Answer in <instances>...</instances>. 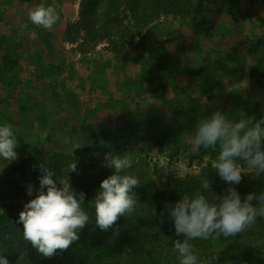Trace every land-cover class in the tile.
Listing matches in <instances>:
<instances>
[{
	"label": "rangeland",
	"instance_id": "obj_1",
	"mask_svg": "<svg viewBox=\"0 0 264 264\" xmlns=\"http://www.w3.org/2000/svg\"><path fill=\"white\" fill-rule=\"evenodd\" d=\"M12 1L7 6L20 12L21 28L36 31L32 58L45 87L37 92L14 89L15 101L25 100L27 92L38 106L27 107L29 112L10 105L0 114V123H10L18 136V159L39 155L48 160L59 154L67 161L66 169L77 163V172H67L65 180L77 193L89 196L84 207L91 222L85 228H97L94 210L89 209L97 195L92 182L113 174V169L102 166L109 151L134 153L128 170L140 182L134 192L141 205L150 209L155 204L156 216L165 202L174 205L184 194L200 191L209 172L217 194L230 186L241 196L264 189V174L262 178L244 174L239 185H229L212 166L219 149L201 148L197 153L192 146L198 120L216 110L237 121L244 115L257 120L264 116V0H181L169 14L143 28L140 36L124 25V40L106 38L97 45L96 37L68 28L79 21L83 0ZM38 4L55 6L60 14L52 29L28 23L29 12ZM103 24L119 28L115 21L99 18L95 30ZM71 37L74 43L68 42ZM9 167L10 162L0 160V177ZM39 187L38 181L35 188ZM34 196L18 190L0 201V211L8 205L13 210L11 222L22 230L16 221ZM163 219L169 220L166 214ZM19 250L24 258L25 247ZM44 258L62 263L59 251Z\"/></svg>",
	"mask_w": 264,
	"mask_h": 264
},
{
	"label": "clouds",
	"instance_id": "obj_2",
	"mask_svg": "<svg viewBox=\"0 0 264 264\" xmlns=\"http://www.w3.org/2000/svg\"><path fill=\"white\" fill-rule=\"evenodd\" d=\"M55 6L38 4L29 12V19L37 27L52 29L60 20ZM195 152L201 148L219 149L212 166L219 177L229 185H239L244 174L260 178L264 174V116L255 115L230 120L221 110L198 120L192 139ZM18 136L10 123H0V160L8 162L19 158ZM79 147V146H78ZM135 160L134 153H104L102 166L113 169L105 178L89 209L94 210L95 225L101 231L112 229L123 216L131 219L138 210L145 216H156V208L139 203L134 189L139 180L128 171ZM36 165L33 170H36ZM40 187L27 186V194L33 199L24 204L17 224L23 226V239L41 255L52 258L56 253L68 250L80 239L79 233L91 222L89 210L84 207L86 193H77L63 175L41 162L38 165ZM77 172V163L68 165L62 172ZM253 201H256L254 204ZM167 215L173 222L177 237L174 250L179 264H216L218 255L201 261L189 242L195 239H219L236 237L253 226L258 218H264V192H249L243 200L236 187H228L224 193L212 190L208 178L201 181V190L192 195L184 194L174 205L165 202L160 216ZM163 222V221H162ZM264 241H257L254 248L264 251ZM0 251V264L10 261ZM234 264V262H226Z\"/></svg>",
	"mask_w": 264,
	"mask_h": 264
},
{
	"label": "trees",
	"instance_id": "obj_3",
	"mask_svg": "<svg viewBox=\"0 0 264 264\" xmlns=\"http://www.w3.org/2000/svg\"><path fill=\"white\" fill-rule=\"evenodd\" d=\"M180 1L83 0L79 21L68 28H76L78 32L81 30L89 37H96L95 45L106 38L123 39L121 28L124 25H130L134 30L133 36L138 37L143 28L161 15L169 14ZM99 18H103V21L111 19L118 24L119 28L110 29L107 24H103L99 31L95 30ZM75 41L72 37L68 39L71 43ZM66 126L67 124L63 128ZM63 128H61L62 131H64ZM64 133L71 136L67 132ZM62 156L53 154L46 160V157L42 159L38 155V157L10 162L9 172L0 177V201L9 200L10 195L18 190L27 191L29 184L36 187L40 176L38 165L41 162L45 163V160L58 176L63 175V178L67 179V171L62 172V168L66 170L67 161L62 159ZM34 165L37 166L36 170H33ZM208 175L210 179L212 173L209 172ZM36 178L38 180L34 182ZM94 180L92 183L98 193L101 182L97 177H94ZM261 192H264V189L257 194ZM244 196H241L242 200ZM89 201L86 193L85 203ZM253 203L255 204L256 201ZM152 205L155 206V204ZM6 207V210L0 211V251L3 252V248L8 249L6 254H2L10 261V264H53L40 253V256L34 253L31 245L23 239V229L20 230L11 222L13 210L8 205ZM79 236L80 239L68 250L60 252V259H62L60 264H179L178 254L173 246L176 239L184 238L176 236L172 221L164 220L161 216H145L143 211L131 219L121 217L108 231H101L98 227L95 230L88 227L83 229ZM257 241H264V218H258L253 226L244 233L237 234L236 237L219 239L209 237L189 242L202 262L210 260L213 255H218L216 264H226L229 261L234 264H264V251L261 248L252 247ZM20 247H25L27 251L24 258H20Z\"/></svg>",
	"mask_w": 264,
	"mask_h": 264
},
{
	"label": "crops",
	"instance_id": "obj_4",
	"mask_svg": "<svg viewBox=\"0 0 264 264\" xmlns=\"http://www.w3.org/2000/svg\"><path fill=\"white\" fill-rule=\"evenodd\" d=\"M12 0H0V114L12 105L17 111L30 110L27 107L36 108L38 102L29 93L25 92V100L15 101L16 88L37 92L41 85L37 64L33 60L31 44L33 34L32 28H21V15L16 8L7 5ZM14 4V3H13ZM19 7V6H17ZM25 7V6H23ZM24 9V8H20ZM30 25L32 22H28ZM32 26V25H31ZM26 28V25L24 26ZM52 84V83H51ZM52 87V86H51ZM19 96H21L19 94ZM28 112V113H29ZM37 116V115H36Z\"/></svg>",
	"mask_w": 264,
	"mask_h": 264
}]
</instances>
